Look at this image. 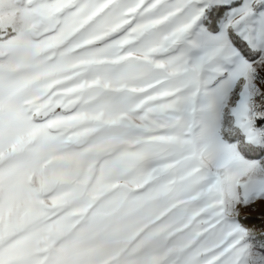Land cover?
Instances as JSON below:
<instances>
[{
	"label": "snow or ice",
	"instance_id": "1",
	"mask_svg": "<svg viewBox=\"0 0 264 264\" xmlns=\"http://www.w3.org/2000/svg\"><path fill=\"white\" fill-rule=\"evenodd\" d=\"M0 264H264V0H0Z\"/></svg>",
	"mask_w": 264,
	"mask_h": 264
},
{
	"label": "rangeland",
	"instance_id": "2",
	"mask_svg": "<svg viewBox=\"0 0 264 264\" xmlns=\"http://www.w3.org/2000/svg\"><path fill=\"white\" fill-rule=\"evenodd\" d=\"M251 215L253 216V218H258V216H259V208H257L255 212L251 213Z\"/></svg>",
	"mask_w": 264,
	"mask_h": 264
},
{
	"label": "trees",
	"instance_id": "3",
	"mask_svg": "<svg viewBox=\"0 0 264 264\" xmlns=\"http://www.w3.org/2000/svg\"><path fill=\"white\" fill-rule=\"evenodd\" d=\"M255 219V218H254Z\"/></svg>",
	"mask_w": 264,
	"mask_h": 264
}]
</instances>
